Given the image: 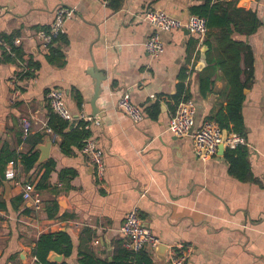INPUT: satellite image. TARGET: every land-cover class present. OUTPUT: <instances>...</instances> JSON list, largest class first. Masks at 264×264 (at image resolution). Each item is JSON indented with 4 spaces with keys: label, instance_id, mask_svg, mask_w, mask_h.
Here are the masks:
<instances>
[{
    "label": "crops",
    "instance_id": "obj_1",
    "mask_svg": "<svg viewBox=\"0 0 264 264\" xmlns=\"http://www.w3.org/2000/svg\"><path fill=\"white\" fill-rule=\"evenodd\" d=\"M199 5L202 0H0V40H23L20 58L0 47V201L7 207L0 210V264H33L41 236L57 233H67L73 247L69 256L50 252L48 259L62 258L53 264H146L141 252L125 247L121 231L133 208L161 244L192 245L187 264H264V0H214L209 7L215 19L230 16V40L240 49H225L220 28L202 40L181 29L163 33L164 52L152 58L144 48L152 32L145 15L163 10L186 21ZM60 8L73 16L64 36L44 50L37 33L51 27ZM23 60L33 68L26 76ZM231 72L245 87L246 143L238 148L247 151V180L231 174L228 148L202 161L191 137L168 130L182 87L181 99L187 95L197 106V126L221 117L233 132ZM98 76L101 93L93 100ZM54 88L63 91L73 117L62 133L46 98ZM125 93L144 112L139 124L117 108ZM23 119L31 123L26 140ZM83 122L104 152L102 182L81 152ZM35 153V166L25 171L23 157ZM47 163L54 170L39 191ZM10 169L14 180L6 179ZM29 182L40 194L39 211L22 197ZM142 252L153 264H167L168 253L162 261L156 248Z\"/></svg>",
    "mask_w": 264,
    "mask_h": 264
},
{
    "label": "built area",
    "instance_id": "obj_2",
    "mask_svg": "<svg viewBox=\"0 0 264 264\" xmlns=\"http://www.w3.org/2000/svg\"><path fill=\"white\" fill-rule=\"evenodd\" d=\"M72 16L73 11L67 8H60L56 11L51 27L37 33L42 49L49 50L50 47L55 45V41L65 34V24ZM144 20L152 28V32L144 44L145 50L152 58H156L164 52L163 33L182 29L187 30L199 40L206 37L208 33L207 20L197 15H191L186 21H183L163 10H151L145 15ZM22 42L21 38L14 39L12 43L0 40V47L7 55L17 58L15 48H19ZM21 68L23 74L30 71L29 62L23 60ZM46 98L51 111L55 115L66 121H73L62 90L58 88L51 89L47 92ZM117 108L125 112L135 124L141 123L145 118L143 110L132 103L128 93L119 97ZM88 120L91 121L92 119L88 118ZM196 122L197 106L194 101L189 99L178 105L175 113L170 118L168 130L177 138L191 137L195 156L202 161L215 157L222 143L224 148L228 149H235L246 143L245 138L238 134H228L227 140L223 142V129L215 121H205L201 126H197ZM21 127L23 139L26 140L31 131L30 121L23 119ZM81 152L94 167L99 182H102L106 175L103 150L98 146L95 139L89 137L83 141ZM5 176L8 180L16 179L13 169L8 170ZM22 197L25 201L32 203L35 211L41 210L42 200L33 183L29 182L23 186ZM121 231L126 237L125 247L135 253L155 249L161 244L160 240L144 224L137 208H133L126 215ZM193 251L192 245L189 244H178L169 248L167 264H187ZM32 261L33 264H41L35 256Z\"/></svg>",
    "mask_w": 264,
    "mask_h": 264
},
{
    "label": "trees",
    "instance_id": "obj_3",
    "mask_svg": "<svg viewBox=\"0 0 264 264\" xmlns=\"http://www.w3.org/2000/svg\"><path fill=\"white\" fill-rule=\"evenodd\" d=\"M202 1H203V6L199 5L197 7H194L193 14L203 17L207 20L208 30H212L213 28L221 29V33L219 37H224L225 49H231V50L240 49L238 46H236V44L233 45V42L230 40V37L232 34L231 24L233 23L230 16L227 15L221 19H215V17L212 14V11H210V8H209L211 3L214 0H202ZM63 36L64 35L60 36L59 39L55 41V44ZM12 41L13 40L5 41V42L12 43ZM15 51H16L17 57L20 58L21 56L20 48H15ZM248 57L250 61L247 62V65L251 67L252 66L251 52L247 54V58ZM232 61H233V58H231V62ZM29 69L30 71H28L27 73H24L25 74L24 76H26L33 69L30 62H29ZM230 76L232 77L231 82L233 83V86H234V94L232 96L233 98L230 100V103L228 105V112H229L230 120L234 124L233 132L230 128L229 121L223 120L221 117H217L215 119V122L218 123L219 126L223 130L232 132L231 134H238L242 136L244 132V125L242 121L241 112H242V103L244 100V88L245 87L244 85L238 87V84L236 83V76H232V72L230 73ZM183 90L184 89L181 87L178 93L177 107L182 101L189 100V97L187 95H185L184 98L181 99ZM54 119H57L58 121V126L54 127L55 130L59 129V132L62 133L65 129L68 128L69 123L67 121L63 120L59 116L58 117L54 116L52 121ZM87 127H88V124H86L85 122L81 123L78 127L79 134L82 136V145H83V141L90 137V131L87 129ZM226 158L230 164L231 174H233L240 180H247L250 177L249 172H248L249 166H248L247 151L245 148L237 147L235 150L228 149ZM37 160H38L37 153L30 154L28 156L23 157L22 164H23L25 171H29L30 169H32L35 166ZM53 170H54V164L47 163L46 172L44 176L42 177L41 181L39 182V184L37 185V190L42 191L48 187V181L50 179V176ZM0 210H7L6 205L1 201H0ZM48 215H49V218L51 219L55 218L54 209H52V211L49 210ZM72 247H73L72 239L67 233L43 235L41 236L40 240L37 243V246L34 250V253H35L34 256L38 259V261L41 264H51L48 261L50 252L54 251V252L63 253L66 256H69L71 254ZM140 256H142L143 261L146 264H153L151 257L146 252H141ZM62 264H67V263L63 262Z\"/></svg>",
    "mask_w": 264,
    "mask_h": 264
},
{
    "label": "water",
    "instance_id": "obj_4",
    "mask_svg": "<svg viewBox=\"0 0 264 264\" xmlns=\"http://www.w3.org/2000/svg\"><path fill=\"white\" fill-rule=\"evenodd\" d=\"M102 76H98L97 77V83L99 82V81H101V78ZM100 82H99V84H98V86H97V88L95 89V92H96V94H95V96H94V98H93V100H95V98L97 97V96H99L100 95V93H101V89L99 88L100 87ZM228 131L227 130H223V142H225L226 140H227V138H228ZM224 144L222 143L220 146H219V151L220 152H223L224 151ZM43 158H45V157H43ZM156 250H157V252L159 253V255H160V258H161V260L162 261H165V257H166V254L168 253V251H169V247H167V246H165V245H163V244H160L157 248H156ZM61 256H58L57 254H54V255H52L51 256V258L50 259H48V261H49V263H51V264H53L54 262H61ZM53 262V263H52Z\"/></svg>",
    "mask_w": 264,
    "mask_h": 264
}]
</instances>
